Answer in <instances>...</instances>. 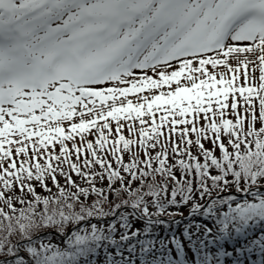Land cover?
Here are the masks:
<instances>
[{
	"label": "snow or ice",
	"instance_id": "1",
	"mask_svg": "<svg viewBox=\"0 0 264 264\" xmlns=\"http://www.w3.org/2000/svg\"><path fill=\"white\" fill-rule=\"evenodd\" d=\"M213 179L264 189V0H0V264H68L23 247L54 212Z\"/></svg>",
	"mask_w": 264,
	"mask_h": 264
},
{
	"label": "rangeland",
	"instance_id": "2",
	"mask_svg": "<svg viewBox=\"0 0 264 264\" xmlns=\"http://www.w3.org/2000/svg\"><path fill=\"white\" fill-rule=\"evenodd\" d=\"M204 199L194 204H168L166 210L152 204L149 213L141 216L126 210L122 218L128 220L126 231L113 240L91 239V247L79 245V264H176V255L184 264H264V208L259 207L264 205V189L248 191L246 187L238 198L229 196L223 205L200 207ZM253 201L258 203L255 209L249 207ZM102 223L112 230L123 227L121 222L98 219L90 226L97 228ZM73 239L77 241L78 234L64 237L62 243ZM186 240L192 242L195 252L191 259L185 254ZM52 243L57 240L43 242L45 248ZM68 264L74 263L68 259Z\"/></svg>",
	"mask_w": 264,
	"mask_h": 264
},
{
	"label": "trees",
	"instance_id": "3",
	"mask_svg": "<svg viewBox=\"0 0 264 264\" xmlns=\"http://www.w3.org/2000/svg\"><path fill=\"white\" fill-rule=\"evenodd\" d=\"M198 185L199 181L196 182V185H193L192 182L189 181L183 186H181L179 182H177V184L174 185L173 188L170 190L168 196H161L156 198H148L145 196H130L126 200L122 198L118 201L113 200L111 202L107 198H104L93 202L92 205L82 204L78 211L72 212L68 215L61 216L60 214L54 212L53 214L45 217L43 220V225H48L52 230L48 231L47 235H38L36 234V229H32L31 232L25 234L27 239L23 244V247L31 252H36L37 250L42 251L43 247L41 244H39L42 240H52L54 237L56 238L58 234L66 235L67 231H69V229L74 226L77 222L90 219L92 216L95 215L104 217L111 216L119 208L126 205H130L131 208L136 212V214H138L143 212L144 204L147 203L150 205L152 202H162L164 200L171 204L189 203L194 200L196 195H200L201 197L206 198H213L211 200V203H215L218 200H225V195L218 197V195L223 193L225 189L222 185H218L215 179L210 182V186L207 188H203ZM153 188H155V186H153ZM155 190L158 191L159 189L155 188ZM236 190H239L238 184L236 188L232 191ZM172 191L175 192V195L171 194ZM43 225H41V227H43ZM101 229L102 228L96 231L97 233L101 232L98 236V239H102V236L106 234V229H103V231H101ZM75 231L80 232V234L83 235L79 238L81 244L86 243L88 237H91V234L89 235V233H86L85 231L83 232L82 229H77ZM107 231L109 232V229H107ZM112 235L113 234L109 233V236ZM33 238L34 240H32ZM7 243L15 247V245H13V242L8 241ZM77 245V242L67 243L66 246H63L64 251L67 253L68 250L72 249L74 251V254H76L75 251L77 250ZM8 264H23V258L17 256L14 261H9Z\"/></svg>",
	"mask_w": 264,
	"mask_h": 264
},
{
	"label": "bare ground",
	"instance_id": "4",
	"mask_svg": "<svg viewBox=\"0 0 264 264\" xmlns=\"http://www.w3.org/2000/svg\"><path fill=\"white\" fill-rule=\"evenodd\" d=\"M183 246L185 248V253L191 257L193 254H194V250L191 248L192 247V242H189V241H185L183 243ZM212 256V255H211ZM176 258H177V261H176V264H184L183 262H181L180 258L176 255ZM216 259V258H214ZM216 263V262H214ZM194 264V263H193Z\"/></svg>",
	"mask_w": 264,
	"mask_h": 264
}]
</instances>
